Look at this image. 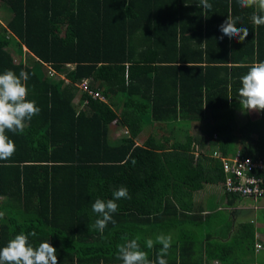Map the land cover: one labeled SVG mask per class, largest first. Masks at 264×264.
Here are the masks:
<instances>
[{"label":"trees","instance_id":"obj_1","mask_svg":"<svg viewBox=\"0 0 264 264\" xmlns=\"http://www.w3.org/2000/svg\"><path fill=\"white\" fill-rule=\"evenodd\" d=\"M208 2L210 10L199 0H0V74L26 71L27 99L41 109L22 133L6 131L16 151L0 161V247L35 232L29 242L48 240L58 264H122L127 237L155 261L162 245L145 241L172 225L166 218L185 216L196 191L223 182L214 153L264 156V111L251 119L242 109L240 126L234 117L240 77L264 61V25L238 0ZM237 17L249 32L242 43L219 29ZM206 118L207 136H192ZM112 123L127 135L113 139ZM120 186L130 199L116 201L115 223L94 229L95 199H112ZM210 237L172 238L165 259L243 263ZM247 241L253 249V233Z\"/></svg>","mask_w":264,"mask_h":264},{"label":"clouds","instance_id":"obj_2","mask_svg":"<svg viewBox=\"0 0 264 264\" xmlns=\"http://www.w3.org/2000/svg\"><path fill=\"white\" fill-rule=\"evenodd\" d=\"M238 2L241 8L257 9L251 15L252 22L257 26L264 25V0H238ZM198 6H202L205 10L212 8L208 0H199ZM237 20L239 17L227 18L219 29L223 36L229 39L236 38L237 42L242 43L249 32L246 27L238 26ZM28 80L29 74L23 70L19 75L12 70H5L0 74V161L9 160L16 151V145L6 131L22 133L26 122L41 111L34 100L27 99ZM240 85L238 94L241 108L248 111H264V61L252 63L246 74L240 77ZM112 197L108 200L97 198L92 204V211L99 217L92 225L94 229L102 232L109 222L115 223L113 213L117 212L119 207L116 201L121 198L130 199L125 186L115 190ZM4 215V212H0V219ZM35 235V232L28 234L21 232L14 235L5 246L0 247V264H58L57 250L48 240L40 242L37 246L29 242V236ZM124 239L126 242L118 246V258L122 264H168L165 257L172 244L170 234H160L156 236L155 241L151 238L145 241L148 249H152L155 243L162 245L155 261L149 260L148 253L141 250L138 239L127 237Z\"/></svg>","mask_w":264,"mask_h":264},{"label":"crops","instance_id":"obj_3","mask_svg":"<svg viewBox=\"0 0 264 264\" xmlns=\"http://www.w3.org/2000/svg\"><path fill=\"white\" fill-rule=\"evenodd\" d=\"M55 74L54 76H56ZM57 77V76H56ZM238 111L242 112L239 106L234 113V117ZM246 113L251 119H256L258 113L254 112L253 115ZM243 116L245 114H242ZM245 117V116H244ZM197 123H193L191 128ZM201 126L200 132H191L192 136L198 135L201 139L207 135L204 132L206 125H212L213 120L206 118L204 122L199 123ZM198 125V124H197ZM190 128V130H191ZM110 135L113 139L125 137L127 132L117 127L115 123L110 125ZM149 133L144 130L136 142L142 136L143 140L147 138ZM151 132V133H150ZM204 132V134L202 133ZM164 137L171 135L170 131L165 129L163 131ZM141 140V141H143ZM196 148H198L196 146ZM203 152V151H202ZM187 211L184 215H179L166 218L164 221L172 223L170 227L163 228L161 234H170L172 238H176L182 234L196 235L206 237L207 234L211 235L208 243L215 245H229L233 246L232 258L242 260L241 264H264L256 260L255 254L264 249V198L258 200H250L240 198L233 195L225 194L220 184L204 185L200 190L196 191L190 199H186ZM178 213H182L178 208ZM222 214V217H218ZM251 233L254 236L253 249H247L248 241ZM246 245V246H244ZM256 245L261 248L257 249ZM210 264H217V260L210 261Z\"/></svg>","mask_w":264,"mask_h":264},{"label":"built area","instance_id":"obj_4","mask_svg":"<svg viewBox=\"0 0 264 264\" xmlns=\"http://www.w3.org/2000/svg\"><path fill=\"white\" fill-rule=\"evenodd\" d=\"M48 74L50 77L55 75L52 70H49ZM87 86V81L79 84L81 91L98 97V94L89 90ZM213 157L220 163L224 175L222 182L224 193L250 200L264 198V156L255 158L237 151L230 157L219 153H214ZM256 248L260 249L261 246L256 245Z\"/></svg>","mask_w":264,"mask_h":264},{"label":"rangeland","instance_id":"obj_5","mask_svg":"<svg viewBox=\"0 0 264 264\" xmlns=\"http://www.w3.org/2000/svg\"><path fill=\"white\" fill-rule=\"evenodd\" d=\"M2 12H3V10L0 8V16H1ZM14 60H15V61L18 60L17 56H14ZM54 77H56V76H54ZM57 77H58V76H57ZM59 78H60V77H59ZM254 112L256 113V111H249V114H250V115H253ZM242 114H243V112H241V111H238V113L236 114V117H237V118H235V120H236V121H235V124L238 125V126L242 125L243 122H244V116H243ZM197 124H198V125H197ZM197 124H195V125L191 128V132H193V133H195V131L200 132V130H201V126H200L199 123H197ZM174 126H175L176 128L179 127L178 124H176V125H174ZM185 130H186V129H181L182 132L185 131ZM204 132H205V131H204ZM204 132H202V133L204 134ZM144 138H145V136H142V137L140 138V140H138V143H140L141 140H143ZM218 217H222V214H218ZM254 256H255V258H256L257 261H259V262H261V263H264V249L261 250V251H259L258 253H256Z\"/></svg>","mask_w":264,"mask_h":264}]
</instances>
